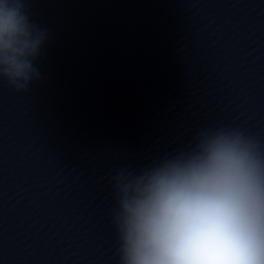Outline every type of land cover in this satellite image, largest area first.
Listing matches in <instances>:
<instances>
[{"label": "clouds", "instance_id": "obj_1", "mask_svg": "<svg viewBox=\"0 0 264 264\" xmlns=\"http://www.w3.org/2000/svg\"><path fill=\"white\" fill-rule=\"evenodd\" d=\"M45 39L25 0H0V83L28 91ZM110 183L119 264H264V148L241 129L201 128L187 151Z\"/></svg>", "mask_w": 264, "mask_h": 264}]
</instances>
